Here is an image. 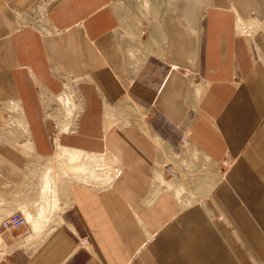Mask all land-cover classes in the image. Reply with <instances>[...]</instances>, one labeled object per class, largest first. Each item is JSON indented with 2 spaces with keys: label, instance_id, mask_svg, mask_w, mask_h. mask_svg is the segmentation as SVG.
I'll list each match as a JSON object with an SVG mask.
<instances>
[{
  "label": "crops",
  "instance_id": "1",
  "mask_svg": "<svg viewBox=\"0 0 264 264\" xmlns=\"http://www.w3.org/2000/svg\"><path fill=\"white\" fill-rule=\"evenodd\" d=\"M37 1L0 0V199L24 186L28 153L55 155L47 133L55 117L71 121L55 114L69 91L78 114L58 146L96 157L98 167L72 163L62 222L36 248L15 247L27 225L0 229L10 248L0 261L264 264V0H162L166 72L156 87L130 79L113 0H49L46 30L28 14ZM251 17L263 29L237 36L238 20ZM41 92L55 96L49 117ZM6 116L27 128L26 143L6 142ZM153 117L171 132H155ZM178 145L206 162L184 206L171 190H153L155 167L174 184L167 160Z\"/></svg>",
  "mask_w": 264,
  "mask_h": 264
},
{
  "label": "rangeland",
  "instance_id": "2",
  "mask_svg": "<svg viewBox=\"0 0 264 264\" xmlns=\"http://www.w3.org/2000/svg\"><path fill=\"white\" fill-rule=\"evenodd\" d=\"M161 1L162 0H113V7L119 16L121 23L120 34L124 42L125 56L130 66L133 64V68L131 67L133 74L130 79H137L141 82L149 83L153 87L159 86L161 84L166 72V66L163 65L160 59L163 41L157 24V15ZM48 3L49 0H38L32 10L28 13L32 17L33 22L36 25L38 24L41 26L44 30L47 29L46 10ZM208 10V7L203 8L201 15L203 20L207 19ZM205 12L206 16H203ZM21 17L24 20V14H21ZM252 18L253 17L242 19V27L241 23H237L236 30L237 33L240 32V34H237V36L252 37L257 30L263 29V27L260 26L258 28L254 27L252 22L259 23V21ZM261 21H264V19ZM245 25L246 27H249L244 28ZM250 47V50L255 51L253 45H250ZM67 88L69 87L67 86ZM54 97H51L50 94L48 95L44 92H41L40 94L42 104L46 111V116L48 117L51 116L49 112V105ZM69 100L70 98L66 93H63L57 97L56 101H59V103H61L63 106V108L55 109V114L58 117L61 115L62 118V115L65 114L70 115V112L67 109L68 103H70ZM6 109H9L11 112L13 110L9 107H6ZM77 114L78 112H76V115L73 118L70 117L72 122L76 120ZM55 118L57 119L56 122H60L61 130H68L69 125L72 124L71 121L62 123V119H58L57 117ZM18 120V118L6 116L2 129V132L5 133L6 142L13 143L14 145H21L24 144V142L26 143V136H24V134H28L27 128L23 127V125L19 123L20 121ZM151 123L155 132L157 133L160 131L171 132L169 127H166L163 122L158 120L156 117L151 119ZM49 133L50 132L47 133V136ZM22 138L24 142H22ZM49 141L52 144L50 139ZM170 143L176 146V143L172 138L170 139ZM179 145L174 150L175 153L172 152V154H176V152L179 153ZM26 146V144L25 146L23 145V147ZM63 148L64 147L57 145V151L52 157H35L28 153L25 166L24 186L19 188L12 195L4 197L5 199H0V219L1 217H4L6 214L10 213V211L12 212V210L20 209L26 217L27 226L30 229L29 233H27L25 236V239L20 241H18L19 239L16 240L15 247L27 246L29 247L28 249H30L34 246L36 248L51 233V231L62 222L61 214L66 207V204H63V202L67 200L68 192V188L63 185L65 182H69V176L71 178V176L75 174L72 173L75 171L72 163H76L80 160L85 161L86 163L92 162L95 167H98V160L96 157L85 152L81 153L79 151L69 150V153L75 154L74 158H70L65 153V150L67 149ZM77 152L81 154L77 155ZM57 153L65 154L63 157L65 159L59 160ZM176 155V158H174V156L172 157V155H168L169 159L167 160L169 161L168 164H170V179L173 180L174 184H172L170 181H166L169 186L164 183L162 165L159 166V169L158 167H155V176H159V181H157L156 185H159V187H156L155 189L153 188V190L156 192L165 187L166 189L171 190L174 195H177H175V197L178 199L181 206L189 205L193 199H196V196H193L194 193L192 190L196 184V181L199 179V174L206 172V170H202L201 168L202 166L205 167L206 162L204 163V160L202 161V159L200 162L201 157L194 153L190 146L186 147V145L181 146V153ZM102 166L104 167L105 164H102ZM84 167H90V163L84 164ZM217 168L218 166L209 167V169L213 171L212 173H215ZM91 170H93V168H91ZM88 171L89 169L87 172ZM103 171H105V169ZM97 173V175H99V172ZM188 184L190 186H188ZM174 186H178L177 188L183 186L185 187L186 192L182 194L184 192L183 188L176 191V189H173ZM28 217L36 219L34 223L36 226L33 229L31 228V223H29L27 220ZM8 251H10V248L5 249L0 243V259L2 258V255ZM8 258V256L4 257L0 261V264H12ZM18 262L19 263L14 264H22L20 261Z\"/></svg>",
  "mask_w": 264,
  "mask_h": 264
},
{
  "label": "built area",
  "instance_id": "3",
  "mask_svg": "<svg viewBox=\"0 0 264 264\" xmlns=\"http://www.w3.org/2000/svg\"><path fill=\"white\" fill-rule=\"evenodd\" d=\"M203 16H206V12L203 14ZM248 27L249 26L246 27V25H245L244 28H248ZM185 74L187 76L191 75V73L188 71H185ZM67 95L70 98V100H69L70 103H68V106H67V109L70 112V115L68 116L70 119V117L73 118L76 115V112L78 111V100H77V97H76V94L74 93V91L67 92ZM74 122H75V120H74ZM60 126H61L60 122H56L54 130L50 131V133L48 135L49 139L52 141V144L55 146L59 144V135H60V131H61ZM180 140H181L182 144H185L187 142L186 136H182ZM22 225H27V223H26L25 216L20 209L14 210V211L6 214L0 220V229L5 230V231L10 230L11 228L20 227ZM81 243L85 244L86 243L85 239H82Z\"/></svg>",
  "mask_w": 264,
  "mask_h": 264
},
{
  "label": "bare ground",
  "instance_id": "4",
  "mask_svg": "<svg viewBox=\"0 0 264 264\" xmlns=\"http://www.w3.org/2000/svg\"><path fill=\"white\" fill-rule=\"evenodd\" d=\"M238 23L240 24L241 23V20H238ZM241 27H242V24H241ZM140 32V31H139ZM132 35V34H131ZM65 153L70 157V158H74V156H75V154H73V153H69V150H65ZM79 154H81V153H78L77 152V155H79ZM58 155V156H57ZM57 157H58V159L59 160H62V159H65V158H63L64 157V155L65 154H63V153H61V154H59V153H57ZM48 161V160H47ZM108 163V162H107ZM49 167H50V165H49ZM49 186V185H48ZM47 188V187H46ZM53 188V187H52ZM55 190V189H54ZM50 191V190H49ZM53 191V190H52ZM45 193V192H44ZM49 193V192H48ZM52 193V192H51ZM47 195V194H46ZM46 195H45V197H46ZM49 196V195H48ZM49 201V200H48ZM25 219H26V217H25ZM1 220V219H0ZM27 220H28V222L29 223H31L30 225L32 226L31 228L33 229L36 225H34V223H35V221H36V219L35 218H32V217H28L27 218ZM26 223H27V221H26ZM36 229V228H35ZM0 243H2V242H0Z\"/></svg>",
  "mask_w": 264,
  "mask_h": 264
}]
</instances>
